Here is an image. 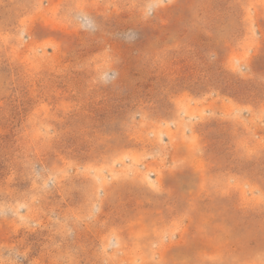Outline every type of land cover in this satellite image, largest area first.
<instances>
[{
  "label": "rangeland",
  "instance_id": "rangeland-1",
  "mask_svg": "<svg viewBox=\"0 0 264 264\" xmlns=\"http://www.w3.org/2000/svg\"><path fill=\"white\" fill-rule=\"evenodd\" d=\"M0 264H264V0H0Z\"/></svg>",
  "mask_w": 264,
  "mask_h": 264
}]
</instances>
